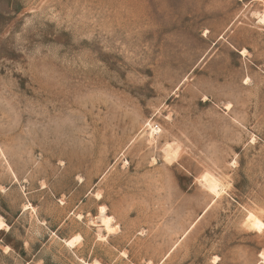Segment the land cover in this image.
<instances>
[{
  "label": "rangeland",
  "instance_id": "obj_1",
  "mask_svg": "<svg viewBox=\"0 0 264 264\" xmlns=\"http://www.w3.org/2000/svg\"><path fill=\"white\" fill-rule=\"evenodd\" d=\"M263 10L0 0V264H264Z\"/></svg>",
  "mask_w": 264,
  "mask_h": 264
},
{
  "label": "bare ground",
  "instance_id": "obj_2",
  "mask_svg": "<svg viewBox=\"0 0 264 264\" xmlns=\"http://www.w3.org/2000/svg\"><path fill=\"white\" fill-rule=\"evenodd\" d=\"M257 20L259 23L264 24V10L258 14ZM243 53H244V50L241 51V54ZM153 131L154 130H152V132ZM199 181L201 185H203L204 188L214 196V198H217L221 194V192L224 190V184L218 178H216L212 174H209L208 172L202 174ZM102 220H103V225L107 229H110V225H111L110 218H108L106 215H102L101 221ZM248 222L251 223V225L254 227H257L259 229L263 228V225L261 223H257V221L250 220ZM1 224L2 222L0 220V226ZM73 241H74L73 239H70V240H66L65 242L68 244H71L73 243ZM90 264H97V263L94 261V262H91Z\"/></svg>",
  "mask_w": 264,
  "mask_h": 264
},
{
  "label": "crops",
  "instance_id": "obj_3",
  "mask_svg": "<svg viewBox=\"0 0 264 264\" xmlns=\"http://www.w3.org/2000/svg\"><path fill=\"white\" fill-rule=\"evenodd\" d=\"M216 257L218 258V259H217V262H218V263H217V262H216V263L219 264V262L221 261V257H219L218 255H216Z\"/></svg>",
  "mask_w": 264,
  "mask_h": 264
},
{
  "label": "built area",
  "instance_id": "obj_4",
  "mask_svg": "<svg viewBox=\"0 0 264 264\" xmlns=\"http://www.w3.org/2000/svg\"><path fill=\"white\" fill-rule=\"evenodd\" d=\"M157 128V126H154V129H156Z\"/></svg>",
  "mask_w": 264,
  "mask_h": 264
}]
</instances>
